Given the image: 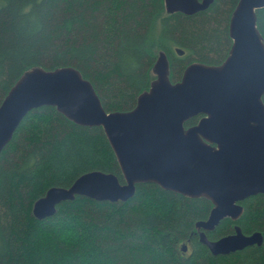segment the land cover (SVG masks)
<instances>
[{
	"label": "trees",
	"instance_id": "16d2710c",
	"mask_svg": "<svg viewBox=\"0 0 264 264\" xmlns=\"http://www.w3.org/2000/svg\"><path fill=\"white\" fill-rule=\"evenodd\" d=\"M237 1L212 0L188 14L166 11L164 0H0V100L31 65H71L105 110L129 109L153 77L160 49L169 56L172 81L191 61L220 63ZM256 16L264 40V6ZM91 169L123 181L101 127L76 124L52 105L22 116L0 150V264H264V235L260 245L213 255L195 232L211 201L153 182L136 183L123 201L75 195L48 216L31 215L32 201L47 187L67 186ZM240 202L241 216L221 219L209 238L233 232L234 224L245 233L264 231V193Z\"/></svg>",
	"mask_w": 264,
	"mask_h": 264
},
{
	"label": "water",
	"instance_id": "95a60500",
	"mask_svg": "<svg viewBox=\"0 0 264 264\" xmlns=\"http://www.w3.org/2000/svg\"><path fill=\"white\" fill-rule=\"evenodd\" d=\"M211 1L164 0V7L191 14ZM263 6L264 0H238L225 59L191 61L177 81L170 79L169 56L160 49L150 68L153 77L126 110H105L74 66L25 68L0 100V150L29 109L52 105L76 124L101 127L123 179L110 171H84L67 186L47 187L32 201L31 215L48 216L57 203L75 195L123 201L136 183L153 182L211 201L207 217L195 226L212 254L260 245L264 231L245 233L234 224L233 232L211 239L206 230L225 217L236 221L244 210L240 201L264 193V40L256 21ZM196 114L202 116L185 126Z\"/></svg>",
	"mask_w": 264,
	"mask_h": 264
},
{
	"label": "flooded vegetation",
	"instance_id": "af4514ba",
	"mask_svg": "<svg viewBox=\"0 0 264 264\" xmlns=\"http://www.w3.org/2000/svg\"><path fill=\"white\" fill-rule=\"evenodd\" d=\"M210 3H211V2H210ZM210 3H209V4H210ZM207 7H208V6H207ZM207 7H206V8H207ZM206 8H204V9H206ZM201 10H203V9H201ZM197 11H199V10H197ZM230 15H231V14H230ZM229 20H230V16H229ZM256 21H257V20H256ZM228 33H229V22H228ZM229 36H230V35H229ZM230 38H231V37H230ZM231 43H232V39H231ZM230 46H231V45H230ZM176 51H177V48H176ZM224 59H225V58H224ZM224 59H223V60H224ZM223 60H222V61H223ZM222 61H221V62H222ZM263 96H264V95H263ZM263 96H262V98H263ZM263 101H264V100H263ZM201 116H202V114H201ZM201 116H200V117H201ZM200 117H199V118H200ZM196 122H197V121H196ZM233 221H234V220H233ZM217 225H218V224H217ZM233 226H234V225H233ZM215 227H216V226H215ZM212 230H213V229H212ZM209 231H211V230H206V234H207V232H209ZM195 232L198 234V237H199V230L196 228V226H195ZM211 239H215V238H211ZM184 243L187 244V248H186V250H182V246H181V250L184 251V252H186V251L188 250V248H189V242H184ZM182 245H183V244H182ZM247 246H248V245H247ZM241 249H242V248H241ZM209 251H210V250H209ZM235 251H236V250H235ZM229 253H230V252H229ZM226 254H228V253H226ZM213 255H217V254H213Z\"/></svg>",
	"mask_w": 264,
	"mask_h": 264
}]
</instances>
